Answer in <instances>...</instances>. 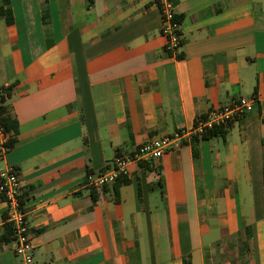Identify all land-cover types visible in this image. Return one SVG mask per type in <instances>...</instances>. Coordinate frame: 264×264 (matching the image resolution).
Listing matches in <instances>:
<instances>
[{"label":"crops","instance_id":"crops-1","mask_svg":"<svg viewBox=\"0 0 264 264\" xmlns=\"http://www.w3.org/2000/svg\"><path fill=\"white\" fill-rule=\"evenodd\" d=\"M8 1L0 90L18 132L0 171L19 175L33 264H264V0H174V57L154 0ZM241 97L253 110L197 157L185 138L87 186ZM5 212L0 198V236ZM13 248L0 241V264Z\"/></svg>","mask_w":264,"mask_h":264},{"label":"built area","instance_id":"built-area-1","mask_svg":"<svg viewBox=\"0 0 264 264\" xmlns=\"http://www.w3.org/2000/svg\"><path fill=\"white\" fill-rule=\"evenodd\" d=\"M161 16V34L165 37L164 51L174 57L181 46L180 23L175 17L174 0H154ZM2 91L0 90V95ZM256 103L254 97H241L231 105L221 109H211L197 120L192 128L151 139L139 145L129 157L116 158L112 166L96 177H87V186L101 189L114 183L119 178L130 177L129 167L149 160H159L169 150L177 149L185 138L200 137L214 127H224L250 113ZM1 105V101H0ZM10 135L2 129L0 124V162L9 151ZM21 182L14 168L5 166L0 171V198L4 203L5 223L11 226V238L14 242L13 254L17 264H33L32 245L29 235L26 213L20 200Z\"/></svg>","mask_w":264,"mask_h":264},{"label":"trees","instance_id":"trees-1","mask_svg":"<svg viewBox=\"0 0 264 264\" xmlns=\"http://www.w3.org/2000/svg\"><path fill=\"white\" fill-rule=\"evenodd\" d=\"M9 1L8 0H1L0 2V18L7 17L9 15ZM13 88V84L1 89L2 94L0 95V124L4 132L10 135V140L8 142V147L11 148L15 143V136L18 132V125L15 117L11 113V109L9 105L6 104V100L9 98L11 91ZM203 119V117L197 118V120ZM224 134V127H214L213 129L203 133L200 137H192V145H193V155L197 157V152L195 149V145L198 140H207L210 137L223 135ZM104 172V171H103ZM123 179V178H122ZM125 180V179H124ZM263 194H264V170H263ZM21 204L22 201H21ZM5 218V216H4ZM11 226L8 223H5L2 227V235L0 236V241L8 242L11 239ZM246 249V248H245ZM247 252V249H246ZM182 264H191L189 258H184Z\"/></svg>","mask_w":264,"mask_h":264}]
</instances>
